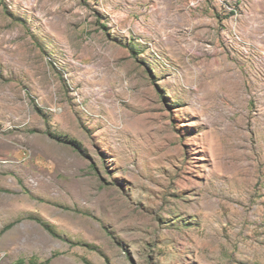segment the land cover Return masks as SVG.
Here are the masks:
<instances>
[{
    "label": "rangeland",
    "instance_id": "1",
    "mask_svg": "<svg viewBox=\"0 0 264 264\" xmlns=\"http://www.w3.org/2000/svg\"><path fill=\"white\" fill-rule=\"evenodd\" d=\"M0 264H264V0H0Z\"/></svg>",
    "mask_w": 264,
    "mask_h": 264
}]
</instances>
